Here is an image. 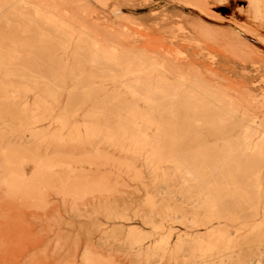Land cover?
I'll use <instances>...</instances> for the list:
<instances>
[{
	"label": "rangeland",
	"instance_id": "1",
	"mask_svg": "<svg viewBox=\"0 0 264 264\" xmlns=\"http://www.w3.org/2000/svg\"><path fill=\"white\" fill-rule=\"evenodd\" d=\"M8 2L0 0L2 29L7 20L25 16L28 35L40 43L42 29L35 18L40 12L58 23L53 30L60 38L69 40L73 33L68 62L83 37L110 46L121 58L136 57L152 74L109 82L87 102L82 93L76 94L78 116L73 122L79 131L58 121L77 84L70 80L71 65L64 92L56 99L44 86L31 94L30 110L38 98L43 104L30 111L35 118L44 116L36 128L18 124L17 109L3 105L0 264H264L263 246L254 252L240 246L258 220L236 221L238 197L223 201V180L215 176L204 181L200 174L203 161L220 159L211 149L230 158L229 148L238 144L243 131L252 127L264 135V0ZM86 71L94 74L96 69L87 65ZM15 79L10 80L9 95L20 91L15 82L25 84ZM145 81L153 97L159 82L189 87L184 99L171 97L149 106L124 88ZM91 85L102 87L98 79ZM196 87L207 94L200 101L194 98ZM115 95L127 107L118 112L110 105L107 114L99 113L101 103ZM214 100L233 114L218 118ZM181 101L186 102V123L194 128L169 152L155 126L164 120L176 123ZM133 108L140 115L126 125ZM146 116L154 118L155 126L141 137ZM235 117L239 128L221 138V130ZM262 138L255 143L264 142ZM241 204L246 215L257 205Z\"/></svg>",
	"mask_w": 264,
	"mask_h": 264
},
{
	"label": "bare ground",
	"instance_id": "2",
	"mask_svg": "<svg viewBox=\"0 0 264 264\" xmlns=\"http://www.w3.org/2000/svg\"><path fill=\"white\" fill-rule=\"evenodd\" d=\"M257 1L258 0H252L254 4ZM1 7L2 5H0V12H1ZM48 16L49 15L39 12L35 17L39 23L40 30L42 29L41 30L42 32L40 34L43 40L40 41V43L34 41L33 38L34 36L30 37L29 36L30 34L28 35L29 27L26 23L25 16L23 17L21 15L18 18L19 20L15 19V21H13L14 18L12 20L9 19L7 20L6 26L3 25V29L2 27H0V111L3 109L4 104H8L11 109H17L15 115L17 116V120L19 121L18 124L20 123L23 126H32L36 128L38 124H41L45 121L44 116L35 118L34 116L31 115L30 113L31 110L37 112L39 110V107L41 109V105L43 104L41 98H38L36 99L35 104L31 105L32 109L30 110V108H28L30 96L31 94H35L42 86H44L45 87L44 92L47 93L50 98L56 99L58 95H61V93L64 92V90L62 91V85L67 80L66 71L70 65H71L70 80L76 82L77 84L75 88L69 92V104L67 105L64 113L60 114L58 118V121L64 127L75 126L73 120L78 115H76V110L75 107L73 106V101H74V96L76 94L82 93V95H84V100L86 101L88 99H91V96L95 94L97 95L101 91H105L104 88L105 86H108L106 84L109 82L115 83L117 81L127 78L134 79L139 77H149L152 74V71H149L136 57L130 59L121 58L112 52L110 46L107 47L97 46V43L95 41L89 40L88 38L85 37H84L85 39H83L82 37V40L77 42L72 47L71 62H68L67 51L72 45L73 33L71 34L70 38L65 34V36H67L69 40L63 39V37L60 38L59 35L53 30L57 27L58 23L55 20H50L51 18ZM8 18L10 17L8 16ZM47 23H49L50 25L49 28L45 27V24ZM21 34H25V36L23 37L21 36ZM87 65H92L96 69V72L95 73L92 72L94 74H87L86 71ZM13 78L14 79L16 78L18 80L20 79L24 81L25 84L15 86L17 83L15 82V85H13V87H16V91L17 89H20V91L18 94L14 93L12 95H9L10 80ZM95 79H98L101 82L100 86L102 87L100 89L92 87L91 84L92 82H94ZM163 81H167V80H163ZM167 82H159L157 83L156 86L154 85L156 91L155 97L150 96L152 86L147 81L143 82L142 86H137V87H134V85L132 86L129 82L130 85H125L124 88H126L125 90L131 95H133L134 98L135 97L143 98L145 100V103L149 106L153 104L160 105L162 104L163 100H168L171 97H177L179 99L185 98L184 95L185 92H187L186 89L189 86L183 84L178 89H176V87L173 88ZM138 83L141 84L140 82ZM194 95H195L194 98L200 101V99L203 96H206L207 94L203 90H201V88L196 87L194 89ZM42 99L44 100L43 97ZM211 100L213 101L212 97H210V101ZM215 103L219 106V111H217L216 114L219 116L218 118H222L223 115L227 113L233 114L224 104H220L217 101ZM110 105L111 107L112 105H114L118 110V112L120 110H123L125 107H127L125 105V101L123 97H119V96L117 97L116 95L108 96L101 103L98 112L107 114ZM180 107H181L179 112L180 119H178L176 123L164 120L159 126L157 125L155 126L153 121L154 118L146 116L143 120V124L140 127V136L146 137L148 131H150L153 128V126H155L157 132V138L158 136H161L162 141L164 140L166 144L167 150L169 152H172L189 135L192 134L194 128L193 125L190 124L188 125L186 123L187 120L186 102L181 101ZM113 108H112V112H113ZM52 109L53 107L51 108V110ZM130 113H131L130 114L131 119L125 122L126 125H128L129 123L130 125L133 124L140 115L139 112H137V108H133V110H131ZM201 113L203 112L201 111L200 115ZM208 121L210 120L208 119ZM208 123L212 125V123L210 122ZM240 124H241L240 119L235 117L233 120L228 122L225 129L221 130L220 137L224 138L226 135L234 133L239 128ZM75 131H79L78 128H76V126H75ZM92 133L95 135L96 131L92 130ZM262 136L264 135H260L259 132L252 127L243 131L238 137V144L235 147L229 148L230 158H226V156L224 155L225 156L224 157L219 151H216L215 149L214 150L211 149L210 150L211 153L213 154L216 152L219 153L218 157L220 159L216 161H212V159L205 160V162L203 161V166H202L203 171L200 173L204 181H209V180L213 181L211 179H213L215 176H218L219 179L223 180L225 186L220 194V199H222L223 201H225L227 198H233L235 196L238 197L237 198L238 201L241 202L236 207L238 211L236 212L239 215V217L236 218V221H240L244 219L258 220L256 223H252L253 225L251 228V232L249 233L247 240L242 242L240 245L241 247L246 246V248H248L250 252H254L256 249H258L261 246H263L264 248V184H263L264 142L260 141V143L257 142H256L257 144L255 143V141L260 137L262 138ZM78 139L79 138H76L74 140L70 139L69 142H75ZM262 140H264V138H262ZM252 189L255 190L252 191ZM202 190L204 189L202 188ZM251 195L255 197H251ZM242 202H244V204L246 205L256 202L257 205H255V207L251 206L254 207L251 210V214L246 215L244 214L243 206H241ZM225 209L227 210V208ZM231 211H233L232 208ZM206 212L208 211L206 210ZM215 219L218 218L216 217ZM222 237L221 239H223ZM228 243L231 244V241Z\"/></svg>",
	"mask_w": 264,
	"mask_h": 264
}]
</instances>
